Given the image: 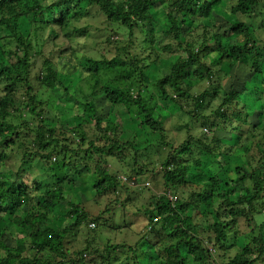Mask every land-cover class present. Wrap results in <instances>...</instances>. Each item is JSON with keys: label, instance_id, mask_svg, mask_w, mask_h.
<instances>
[{"label": "clouds", "instance_id": "clouds-1", "mask_svg": "<svg viewBox=\"0 0 264 264\" xmlns=\"http://www.w3.org/2000/svg\"><path fill=\"white\" fill-rule=\"evenodd\" d=\"M0 264H264V0H0Z\"/></svg>", "mask_w": 264, "mask_h": 264}]
</instances>
